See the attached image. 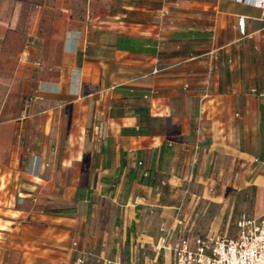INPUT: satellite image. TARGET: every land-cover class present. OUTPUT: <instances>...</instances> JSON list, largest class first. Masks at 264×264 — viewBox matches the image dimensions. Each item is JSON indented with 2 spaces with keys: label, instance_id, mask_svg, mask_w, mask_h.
I'll return each instance as SVG.
<instances>
[{
  "label": "crops",
  "instance_id": "1",
  "mask_svg": "<svg viewBox=\"0 0 264 264\" xmlns=\"http://www.w3.org/2000/svg\"><path fill=\"white\" fill-rule=\"evenodd\" d=\"M45 6L0 22V264H120L161 227L218 232L250 190L262 211L261 8L59 0L53 24Z\"/></svg>",
  "mask_w": 264,
  "mask_h": 264
},
{
  "label": "built area",
  "instance_id": "2",
  "mask_svg": "<svg viewBox=\"0 0 264 264\" xmlns=\"http://www.w3.org/2000/svg\"><path fill=\"white\" fill-rule=\"evenodd\" d=\"M263 10L264 0H247ZM238 24L243 30L244 18ZM39 98L37 93L23 101L21 116H25L30 103ZM258 161V159H255ZM142 175H146L144 172ZM181 205L177 207V213ZM231 233L175 234L173 229L160 228L155 242L150 244L152 256L145 255L142 264H264V210L260 215L239 217ZM73 245L77 247V243ZM83 256L78 264H85ZM97 264H112L109 260H97ZM125 264H139L130 259Z\"/></svg>",
  "mask_w": 264,
  "mask_h": 264
},
{
  "label": "rangeland",
  "instance_id": "3",
  "mask_svg": "<svg viewBox=\"0 0 264 264\" xmlns=\"http://www.w3.org/2000/svg\"><path fill=\"white\" fill-rule=\"evenodd\" d=\"M59 0H0V22L2 21H9L13 22V24H19L21 22H25L26 20H30L31 18H34V16L37 14L38 6L42 4L43 2H46L48 6H45L44 11V17L45 20L49 22H53V24L58 23L60 21V17L58 14H56L55 10H51L47 7H50L54 2H57ZM67 2V1H66ZM52 7V6H51ZM19 32L20 30H16ZM19 37V36H18ZM40 159L37 160L39 162ZM86 195L89 194V191H84ZM246 198L245 200H241L239 202H236L232 208L227 207L224 213V216L219 224L218 232H223L226 229L229 233L233 231L234 223L235 221L241 217V216H248V215H260L262 211L256 213L253 209V191H248L245 193ZM198 217V215H197ZM200 226H205L207 223L197 222ZM193 226L192 230H189L188 234H203L207 232V228L201 227L200 229L196 230ZM153 252L150 248L145 247V249L138 250L133 254V258L137 263L142 264L144 261V256H152ZM112 258L114 255H110ZM130 254L123 251L119 255V262L120 264H125L130 260ZM95 259L92 260L90 264L95 263ZM85 264H87L85 262Z\"/></svg>",
  "mask_w": 264,
  "mask_h": 264
},
{
  "label": "trees",
  "instance_id": "4",
  "mask_svg": "<svg viewBox=\"0 0 264 264\" xmlns=\"http://www.w3.org/2000/svg\"><path fill=\"white\" fill-rule=\"evenodd\" d=\"M121 42L123 43L121 46L122 47H125V48H130V49H133V45H140L142 43H145V41H139L137 39H134V38H125V39H122ZM141 47L138 46V49H140ZM151 173L150 172H147L146 175H141L140 177V182H144L146 184H151L152 183V180H151ZM77 198L79 197H82V194L80 192H77ZM49 211H54V212H62V211H70L71 208H67V207H64V208H55V209H48Z\"/></svg>",
  "mask_w": 264,
  "mask_h": 264
}]
</instances>
